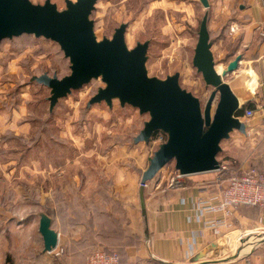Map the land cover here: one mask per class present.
I'll return each instance as SVG.
<instances>
[{
    "label": "rangeland",
    "instance_id": "obj_1",
    "mask_svg": "<svg viewBox=\"0 0 264 264\" xmlns=\"http://www.w3.org/2000/svg\"><path fill=\"white\" fill-rule=\"evenodd\" d=\"M30 1L42 4L45 0ZM50 1L58 9L65 8L64 0ZM156 1L98 0L90 15L96 38H111L115 28L126 23L128 48L149 42L148 75L164 79L178 72L179 85L204 106L212 87L192 65L202 14L191 25L167 0ZM43 73L58 78L70 73L69 61L56 42L29 34L0 42V232L9 223L17 224L26 230L20 239L31 237L39 245V214L46 213L63 249L60 256L48 258L49 264H82V260L85 264L87 255L96 248L119 250L115 242L122 240L129 228V190L133 182L140 187L141 174L166 135L161 142L151 138L134 143L133 137L149 119L148 113L120 106L117 99L111 106L104 101L87 106L91 96L104 86L100 78L72 90L49 112V88L30 82L32 76ZM231 76L224 80H239ZM241 120L246 123L242 116ZM252 137L232 131L221 141L217 159L226 161L235 172L242 170L244 161L247 167L253 166L247 149L252 146ZM172 168L173 163L166 164L147 181L148 187L162 174L168 175L163 178V185H168ZM188 176L202 180L214 174ZM262 231L225 230L207 248V259L223 261L243 255L248 241L253 242L250 250L259 244L264 251ZM19 241L17 238L15 243L3 232L0 260L8 254L11 261L18 260L24 252L23 245H17Z\"/></svg>",
    "mask_w": 264,
    "mask_h": 264
},
{
    "label": "water",
    "instance_id": "obj_2",
    "mask_svg": "<svg viewBox=\"0 0 264 264\" xmlns=\"http://www.w3.org/2000/svg\"><path fill=\"white\" fill-rule=\"evenodd\" d=\"M97 1L64 0L65 8L58 9L50 0L42 4L30 0H0V42L29 34L59 45L69 61L70 73L61 78L47 73L30 78V82L49 88V112L60 98L100 78L104 86L91 96L87 106L102 101L111 106L112 100L117 99L120 106L126 104L137 108L140 114L148 113L149 119L133 137V142H148L156 131L165 133L166 139L153 152L141 174V183L152 180L169 163L184 175L216 170L221 141L228 139L234 130L246 133V124L240 115L242 104L224 81V77L238 69L241 55L236 54L226 65L223 64L227 57L223 58L219 63L221 71H217L207 28L208 13L204 12L192 57V65L205 84L212 87L201 106L197 96L179 85L178 72L164 79L148 75L145 63L149 42H137L128 48L126 23L115 28L111 38H96L90 15ZM199 1L208 9V0ZM38 232L44 252L56 248L58 232L51 227V218L46 213L39 214Z\"/></svg>",
    "mask_w": 264,
    "mask_h": 264
},
{
    "label": "crops",
    "instance_id": "obj_3",
    "mask_svg": "<svg viewBox=\"0 0 264 264\" xmlns=\"http://www.w3.org/2000/svg\"><path fill=\"white\" fill-rule=\"evenodd\" d=\"M167 2L169 7L179 9L184 15L183 19L191 25L207 11V28L214 60L220 61L227 57L223 64L226 65L236 54L241 55L238 70L231 74L232 78L239 80L235 83L226 82L242 104V113L247 108L255 111L252 118L242 115L246 120L247 134L253 136L250 142L252 146L247 148L248 158L253 166L264 170V0H208L206 11L199 0ZM248 104L252 106L248 107ZM246 164L244 161L242 169L247 167ZM164 176L168 178V175L162 174L147 189L133 182L129 190L127 201L132 203L128 209L129 228L122 237L123 242L117 244L121 264H211L207 262L211 261L207 259V248L213 246L216 237L188 209L189 201L205 196L212 189V186L205 184L210 178L199 180L188 176L184 188L173 189L163 185ZM16 225L9 223L3 232L12 237L14 242L18 238L20 244L17 245H23L24 252L21 254L23 257L20 255L16 261H11L8 254L9 263L49 264L48 258L54 256L43 251L38 225L39 245L31 237L20 239L26 230L22 231ZM253 228L264 230V207L238 206L228 230L251 232ZM3 232H0V236ZM251 242L245 243L243 255L213 264H264L263 248L256 244L250 250ZM7 249L8 246L3 248L4 251ZM7 257L1 258L0 264H6ZM195 257L197 260H193Z\"/></svg>",
    "mask_w": 264,
    "mask_h": 264
},
{
    "label": "built area",
    "instance_id": "obj_4",
    "mask_svg": "<svg viewBox=\"0 0 264 264\" xmlns=\"http://www.w3.org/2000/svg\"><path fill=\"white\" fill-rule=\"evenodd\" d=\"M255 111L247 108L243 117L252 118ZM160 134L159 136H157ZM152 139L161 142L164 134L158 133ZM214 174L205 184L212 189L205 195L189 201V212L198 216L203 227L208 228L215 237L221 235L231 225V218L238 206L264 207V170L255 166L247 167L239 171H230L229 164L219 160V167L207 172ZM188 175L173 170V175L168 183L169 188H184V181ZM141 188H147L148 183H141ZM184 202V201H182ZM59 256L62 249L56 248L47 252ZM86 264H119V256L116 252H107L102 248L92 250L86 259Z\"/></svg>",
    "mask_w": 264,
    "mask_h": 264
},
{
    "label": "trees",
    "instance_id": "obj_5",
    "mask_svg": "<svg viewBox=\"0 0 264 264\" xmlns=\"http://www.w3.org/2000/svg\"><path fill=\"white\" fill-rule=\"evenodd\" d=\"M209 34H210V33H209ZM210 40H211V38H210ZM211 41H212V40H211ZM33 82H34V81H33ZM247 106L250 107V106H252V105H251V104H248ZM240 115H241V116L243 115L242 110H241V112H240ZM158 133H161V132H160V131H156V132L153 134L152 137H154V135H156V134H158ZM164 136H165V134H164ZM172 169L175 170L174 167H173ZM124 232H125V231H124ZM122 241H123V238H122V240L115 242V244H118V243H120V242H122ZM102 249L106 250L107 252H116V253L118 254V256H119V264H121V256H120V253H119L118 250H116V249H110V248H105V247H103ZM62 252H63V249H62ZM59 256H60V255H59ZM87 256H88V255H87ZM57 257H58V256H57ZM86 259H87V257H86ZM9 262H10V257H7L6 264H10ZM85 264H86V262H85Z\"/></svg>",
    "mask_w": 264,
    "mask_h": 264
},
{
    "label": "bare ground",
    "instance_id": "obj_6",
    "mask_svg": "<svg viewBox=\"0 0 264 264\" xmlns=\"http://www.w3.org/2000/svg\"><path fill=\"white\" fill-rule=\"evenodd\" d=\"M217 66H221V68H222V65H221V64H218ZM217 66H216V69H217V71L220 72V71H221V68H217ZM237 70H238V69H237ZM237 70H235V71H237ZM235 71H234V72H235Z\"/></svg>",
    "mask_w": 264,
    "mask_h": 264
}]
</instances>
